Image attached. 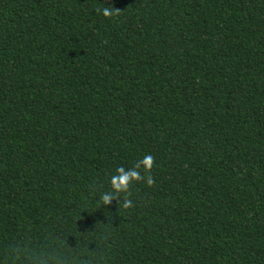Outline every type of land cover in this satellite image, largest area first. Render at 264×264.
Returning a JSON list of instances; mask_svg holds the SVG:
<instances>
[{"label": "trees", "instance_id": "obj_1", "mask_svg": "<svg viewBox=\"0 0 264 264\" xmlns=\"http://www.w3.org/2000/svg\"><path fill=\"white\" fill-rule=\"evenodd\" d=\"M0 264H264V0H0Z\"/></svg>", "mask_w": 264, "mask_h": 264}, {"label": "clouds", "instance_id": "obj_2", "mask_svg": "<svg viewBox=\"0 0 264 264\" xmlns=\"http://www.w3.org/2000/svg\"><path fill=\"white\" fill-rule=\"evenodd\" d=\"M103 16L110 17L113 15V8L104 7L99 10ZM154 164V158L151 154H146L142 159L135 162L133 167H117L115 173L110 176V189L101 195L102 202L107 205L116 197L117 193L123 194V202L120 207L129 209L133 206V201L130 199V187L133 181L143 180L148 186H152L154 181L150 173ZM140 169H143L145 175L141 174Z\"/></svg>", "mask_w": 264, "mask_h": 264}]
</instances>
